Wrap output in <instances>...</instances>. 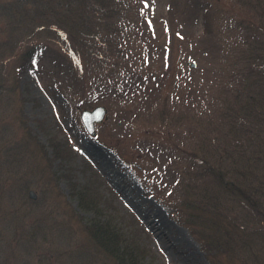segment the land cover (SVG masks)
Returning <instances> with one entry per match:
<instances>
[{"label": "rangeland", "instance_id": "obj_1", "mask_svg": "<svg viewBox=\"0 0 264 264\" xmlns=\"http://www.w3.org/2000/svg\"><path fill=\"white\" fill-rule=\"evenodd\" d=\"M44 2L0 0V264H120L89 232L94 214L74 197L85 186L95 210L135 243L141 264H264V172L251 168L250 154L264 137V104L251 113L257 123L233 110L226 118L221 104L248 80L264 79V0H132L147 87L131 98L95 84L85 99L54 67L66 51L42 29ZM35 45L37 69L26 55ZM126 78L128 89L135 79ZM96 106L106 112L87 135L79 114ZM66 137L70 160L53 157L51 139ZM233 142L232 158L217 152L239 179L226 193L221 225L189 226L178 197L186 192L177 187L197 181L189 154L210 144L229 151ZM239 190L248 197H236ZM203 205L209 222L218 217ZM193 230L213 244L214 257Z\"/></svg>", "mask_w": 264, "mask_h": 264}, {"label": "trees", "instance_id": "obj_2", "mask_svg": "<svg viewBox=\"0 0 264 264\" xmlns=\"http://www.w3.org/2000/svg\"><path fill=\"white\" fill-rule=\"evenodd\" d=\"M44 7L42 8V15L47 20L42 25V29H45L47 34L54 38L55 42L58 40V43L64 46L62 47L63 50L66 51L64 60L60 62L61 65H55L54 67L62 69L66 77L65 81H71L74 87L82 92L79 94L84 97L83 99L89 98V95L94 92L95 84L110 95H122L125 97L131 94V98L140 93L137 92L139 88L145 89L147 87L146 83L142 81V68L138 64L142 51L139 50L140 46L136 45L137 43L135 42L133 30L135 26L131 15L134 8L132 0H46ZM31 29H26V32L29 31L33 36L34 30L33 28ZM38 50L35 45L26 54L28 55L27 63L29 62V66H33L36 69L38 66L35 59L38 57ZM125 55H130L131 59L134 57V62H127ZM130 77L135 80L133 85L127 89V85L131 82L123 83L122 81L125 78L130 79ZM258 79L259 85H256V78H253L239 89L240 91L235 94L233 99H230L228 95L226 96L227 98L223 99L221 104H223V107L228 108L226 118H234V116L230 115V110H233L238 115L242 113L241 116L247 117L252 123L258 122V118L251 114L255 107L264 104V79L261 78L260 74ZM261 79L262 83L260 86ZM125 85L126 88L123 89ZM233 90L235 88L232 86L226 91L232 93ZM145 99V97L141 99L139 104H144ZM133 101L135 99L130 100L131 103ZM82 103L85 102L82 101ZM163 114L160 113L161 120H164L167 124L166 120H168V117ZM254 114L256 115V113ZM238 121L242 122V120ZM231 125H233L231 128H234L237 132L239 127H235L233 122H231ZM227 129L229 131V128ZM240 132L246 133L244 128H241ZM66 138L61 143L53 142L51 139L53 157L70 160L72 146L70 147L69 145V137ZM214 141L212 140V142ZM252 144L254 145V153L250 152V154L254 157L251 168L264 172V157L261 161L258 157L261 155L259 152L262 151H258V149H264V137H258ZM219 147V144L216 146L210 144L207 151L201 147L199 153L191 152L189 154L192 157L190 160L192 161L191 167L195 171L194 175L197 181L191 186L187 183L184 186H177L186 192V197L181 195L178 197L185 205L183 213L187 217L185 223L189 224V226H192L191 223H195L200 228L209 225H221L219 220L223 219H221L219 214L220 212L223 213V209H225L224 199L226 198V193L231 189H235V183L239 187V179L233 169L226 172L224 162H222L223 157L217 153L221 152L225 158H232L233 155H236V142H233L229 151L224 149L225 147L223 148V146L220 148L221 151H219ZM249 150L246 147V152L243 155L241 154V158L245 159V157L249 156ZM210 158L212 160H209ZM216 162L219 163L218 166ZM227 176H230L229 179H226ZM240 190L238 194L236 192V197L244 196L246 199L248 196H245ZM74 191H76L74 197L77 199L79 208L88 209L94 214V219L91 220L92 222H90L88 229L98 246L109 257L114 258L120 264H141L143 258L138 256V250L134 246L135 243H129L130 241L125 240L121 234V229L119 230L115 226L112 219L100 215L101 212L95 210L96 202L92 194H89L91 190L85 186ZM194 203H198L199 206L196 207ZM203 203H207L208 209L211 207V211H214L212 212L213 216H218H215V219L211 222L208 221L207 207ZM191 233L197 237L203 253L211 254L214 257L215 253L212 254L211 251L215 247H212L213 244L205 239L202 232L193 230ZM216 250L214 252H221L222 243L216 247Z\"/></svg>", "mask_w": 264, "mask_h": 264}, {"label": "water", "instance_id": "obj_3", "mask_svg": "<svg viewBox=\"0 0 264 264\" xmlns=\"http://www.w3.org/2000/svg\"><path fill=\"white\" fill-rule=\"evenodd\" d=\"M192 66H194V63H192ZM105 112L104 106H96L91 110H82L80 120L89 135H94V125L103 120ZM28 196L32 199L36 197L33 190L28 192Z\"/></svg>", "mask_w": 264, "mask_h": 264}]
</instances>
